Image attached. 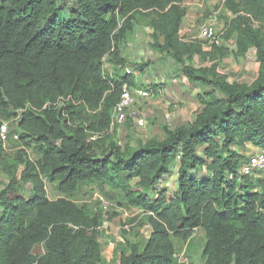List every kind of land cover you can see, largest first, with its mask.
<instances>
[{"label":"trees","instance_id":"1","mask_svg":"<svg viewBox=\"0 0 264 264\" xmlns=\"http://www.w3.org/2000/svg\"><path fill=\"white\" fill-rule=\"evenodd\" d=\"M68 1L0 0V119L21 114L12 126L23 144L9 153L0 142V173L8 180L0 192V264H177L176 241L188 243L190 256L198 230L205 235L202 264H264V178L244 176L248 158L233 149H264V0H224L232 18L211 51L181 38L192 0H72L64 18ZM143 22L171 75L198 90L200 109L194 122L164 126L162 139L133 146L127 136L122 148L107 131L124 87L148 88L124 73L123 49ZM251 51L257 78L230 83L219 64ZM196 57L212 66L195 68ZM106 61L115 74L106 72ZM60 99L67 102L54 106ZM34 146L35 162L27 153ZM178 152L179 187L168 200L156 188ZM82 185L100 193L110 187L119 194L111 210L141 213L124 225L132 229L122 230L111 260L100 238L118 213L107 220L102 202L95 200L98 209L80 203ZM39 246L45 254H34Z\"/></svg>","mask_w":264,"mask_h":264},{"label":"rangeland","instance_id":"2","mask_svg":"<svg viewBox=\"0 0 264 264\" xmlns=\"http://www.w3.org/2000/svg\"><path fill=\"white\" fill-rule=\"evenodd\" d=\"M66 7L67 8L63 14L64 18L69 17L70 10L74 9V3L72 0L67 2ZM185 7L188 9V15L184 21L181 36L186 42L202 43L204 47L205 43L203 40L198 39L202 25L207 21L216 18L220 31H225L227 20L232 18L231 14L224 8V0H208L205 2L192 0L187 2ZM136 28L134 36L123 49L124 60L128 63L124 73L127 74L126 71L129 70L131 76L138 80L139 86L141 87H148L150 89L153 86H156L160 88V90L157 95L154 94L152 97L148 96L147 98L139 96L140 94H135L137 89L132 92L134 106L128 111L126 119L128 121L119 125L112 134L122 148L128 144L126 141V138L128 139L127 136H129V144L133 146L137 144V139L142 140L144 143L157 137L162 139L164 137V126L167 125L174 129L180 124L194 122L196 114L200 109V106L194 100L195 94L198 90H192L189 87H185L183 84L185 81L183 78H180L177 73L175 77H173L169 64L167 63L164 65L163 57L152 49V29L147 26L145 22ZM230 47L235 49L234 43H231ZM205 51H207V49ZM132 65H140L143 67V73L139 71L135 72V70L131 68ZM105 66V70L108 74H115L116 69L114 68V65L109 64L106 61ZM210 66H212V63L202 62L200 58H195V68ZM219 69L232 83H252L257 74L255 54L251 51L247 58L240 59L239 61L233 57H229L219 64ZM140 121L145 122L143 126H139ZM15 127L16 125H14V127L11 126V141L7 144V147L10 150L9 153L14 151L17 152V150L23 146L22 142L20 143L13 138L14 135L19 139L21 138L19 132L15 131ZM33 151L38 157L39 148L34 146ZM245 152L246 151L243 150V153ZM204 175H206L205 170L198 173L199 177H203ZM252 177L254 179L263 178L262 174L258 172L253 173ZM6 182H8L7 178L0 173V192L3 191ZM104 188V193H100L99 187H94L92 190H94V193H98L103 197L105 204H110L112 201H115L113 200L115 197L119 198V194L113 193V190L110 187ZM92 190L87 185H82L77 200L82 204L88 206L92 205V207H95L96 209L102 207L103 213H106L107 220L110 216L118 213V216L110 221L109 225L103 229L105 231L104 233H107V236L100 238L103 255L108 260H111L114 255L117 254V249H115L116 239L121 237L122 230H124V228L132 229L130 226L124 227V225L128 224L134 217H139L141 213L134 209H132V211H115L111 210L110 207L106 209V206L103 204L100 207L96 203L99 201L95 202V199H92L90 196V191ZM48 192L51 198L56 197L55 192L53 191V186H48ZM140 224L141 221L136 223V226H133V228L137 229ZM143 233L145 235L147 231L144 229ZM108 241H111L110 244L112 246H109ZM204 241L205 235L198 230L193 237V251L190 256H188V251H186L185 254L191 264H202L201 252ZM176 246L177 250H179L178 253H180L184 249H187L188 244L183 239H178L176 241ZM44 253L45 249L42 246L37 247L34 251L35 255H43ZM176 261L177 264H179L178 260Z\"/></svg>","mask_w":264,"mask_h":264},{"label":"built area","instance_id":"3","mask_svg":"<svg viewBox=\"0 0 264 264\" xmlns=\"http://www.w3.org/2000/svg\"><path fill=\"white\" fill-rule=\"evenodd\" d=\"M219 24L216 18H213L206 23H204L200 29V34H199V40H203L205 43V47L207 51H211L215 45L219 46L222 43V37L224 35V30H221L218 28ZM205 49V50H206ZM128 75H131V72L129 70L126 71ZM136 89H130L129 87L125 86L123 89V94L121 97V102L115 107L113 111V116H112V123L110 129L107 131L110 134H113L114 130H116L119 125H121L123 122L126 121L127 119V114L128 111H130L133 106H134V98L132 92ZM135 94L147 98L148 96L152 97L154 94L150 89L148 88H138L135 91ZM67 102V100L60 99L57 104L54 106H64V104ZM51 105H46L45 109ZM21 118V114H18V117L12 121H7V120H1L0 119V142L4 145L5 148H7V144L9 142V135L11 133V125L16 124ZM144 121H140L139 126L144 125ZM106 135V133H94L91 135L89 138V142H96L99 138L102 136ZM16 140H19L17 136L14 135ZM27 153L30 157V159L35 162L37 161V158L35 155H33V152L31 150H27ZM182 158V153L178 152L176 155V161L175 165L172 168V173H171V178L172 180H167L163 181L160 185L157 186L156 188V193L161 192L162 190L167 191V198L170 200L171 198L174 197V194L176 191H178V170H179V165L180 161ZM174 169L177 170V174L174 176ZM242 174L244 176H250L253 173H260L262 174V177L264 178V149H257V151L248 156V161L243 165L242 169ZM206 172V171H205ZM256 176V175H255ZM174 178V179H173ZM96 201L102 202L104 206H106V209L109 207V203L104 202L103 197H101L98 193L95 194L94 196ZM126 211V210H123ZM264 213V211H263ZM147 231V233H143V230ZM142 233L146 237V239H150L151 235L153 233L152 228L149 225H146L142 228ZM109 246L111 244L109 243ZM187 249H184L180 253H177L174 255V258L178 260L179 264H191L187 257L185 256Z\"/></svg>","mask_w":264,"mask_h":264},{"label":"crops","instance_id":"4","mask_svg":"<svg viewBox=\"0 0 264 264\" xmlns=\"http://www.w3.org/2000/svg\"><path fill=\"white\" fill-rule=\"evenodd\" d=\"M181 38H182V36H181ZM240 59H238V61H239ZM257 73V72H256ZM256 78H257V74H256ZM255 78V79H256ZM254 79V80H255ZM229 80V79H228ZM230 82V81H229ZM230 83H232V82H230ZM196 118V117H195ZM233 149L235 150V151H237L238 153H240V154H244L245 156H249V155H251L252 153L254 154L256 151H257V147H255V146H253V145H251V144H249V145H247L245 148H243V147H241L240 145H237V144H235L234 145V147H233ZM243 150H245L246 152L245 153H243ZM177 174V170L176 169H174V176ZM174 179V178H173ZM164 180H172V178L170 177V176H168V177H166Z\"/></svg>","mask_w":264,"mask_h":264},{"label":"clouds","instance_id":"5","mask_svg":"<svg viewBox=\"0 0 264 264\" xmlns=\"http://www.w3.org/2000/svg\"><path fill=\"white\" fill-rule=\"evenodd\" d=\"M17 124H19V121L17 122ZM12 126V125H11ZM10 136H11V133H10V135H9V141H10ZM18 141H20V139L18 140ZM5 148V147H4ZM6 150H8L9 148L7 147V148H5ZM21 149H24V148H21ZM258 149V148H257ZM32 152H33V155H35V157L36 158H38L37 157V155L34 153V151H33V149H30ZM247 158H248V156H246ZM176 164V163H175ZM174 164V165H175ZM173 165V166H174ZM173 166L171 167V170H170V174L168 175V176H171V173H172V168H173ZM179 170H180V165H179ZM179 170H178V177H179ZM168 176H165L163 179H162V181H160V183L158 184V185H160L163 181H167V180H164L166 177H168ZM250 176H252V175H250ZM256 177V176H255ZM178 187H179V184H178ZM95 194H97V193H95ZM95 196V195H94ZM49 198L50 199H54V198H51L50 196H49ZM123 211V210H122ZM107 234V233H106ZM196 235V234H195ZM194 235V236H195ZM193 236V237H194ZM149 240V239H148ZM101 243V242H100ZM108 243H110V241H108ZM188 244V243H187ZM112 246V245H111ZM188 247V246H187ZM45 254V253H44ZM104 256V255H103ZM105 257V256H104ZM106 258V257H105ZM107 259V258H106Z\"/></svg>","mask_w":264,"mask_h":264},{"label":"water","instance_id":"6","mask_svg":"<svg viewBox=\"0 0 264 264\" xmlns=\"http://www.w3.org/2000/svg\"><path fill=\"white\" fill-rule=\"evenodd\" d=\"M52 143H54V141H52Z\"/></svg>","mask_w":264,"mask_h":264}]
</instances>
